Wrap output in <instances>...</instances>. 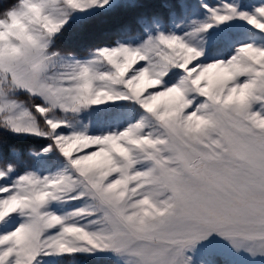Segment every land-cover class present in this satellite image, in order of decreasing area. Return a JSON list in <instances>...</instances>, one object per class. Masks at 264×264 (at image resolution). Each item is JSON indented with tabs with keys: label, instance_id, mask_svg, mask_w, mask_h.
<instances>
[{
	"label": "snow or ice",
	"instance_id": "obj_1",
	"mask_svg": "<svg viewBox=\"0 0 264 264\" xmlns=\"http://www.w3.org/2000/svg\"><path fill=\"white\" fill-rule=\"evenodd\" d=\"M108 2L19 0L0 16V129L49 141L31 154L55 151L66 164L11 182L15 165H0V264L97 251L133 264H189L185 251L212 233L264 251V47L246 43L226 60L199 63L201 50L161 32L137 47H101L86 62L58 64L50 44L68 11ZM204 7L215 24L238 17L264 32V5L253 14L229 3ZM172 68L184 75L165 85ZM118 101L145 115L92 135L65 131L72 125L55 114ZM85 196L95 207L50 210ZM17 214L21 221L7 228ZM85 216L94 219H76Z\"/></svg>",
	"mask_w": 264,
	"mask_h": 264
},
{
	"label": "rangeland",
	"instance_id": "obj_2",
	"mask_svg": "<svg viewBox=\"0 0 264 264\" xmlns=\"http://www.w3.org/2000/svg\"><path fill=\"white\" fill-rule=\"evenodd\" d=\"M131 1L132 0H109L103 7L92 6L83 11L69 10L66 22L62 28L68 23L91 17L100 11L111 9L120 4L126 5ZM225 3L233 4L240 11L253 14L257 7L264 5V0H184L183 13L181 16H177L178 18H174L168 26L153 21L144 27L143 33L140 36L133 38L127 43L119 44L137 47L149 37H155L161 32L164 34H175L184 37L190 45L202 51V56L198 60L199 63H209L218 59L226 60L234 55L242 44L246 43L264 47V32L248 24L245 20L234 17L232 20L222 24H215V22L211 20V13L204 5H208L209 8H219L222 10ZM5 14L6 12L0 14V16ZM205 23H212L213 27L207 31L195 32L193 34L194 29L199 28ZM95 53L96 51L92 52L86 58L81 59L65 55H58L56 59L58 64H72L76 61L86 62L92 59ZM182 75H184V73L181 70L176 68L170 69L166 77H164L165 85L178 82ZM19 95L26 97L28 100V97L24 93H20ZM202 99L203 98H198L197 102ZM55 114L68 120L72 125L71 129H65V131L87 130L88 134L92 135H102L107 132L119 131L129 123H133L140 119L141 116L145 115L137 104L130 101H118L114 104L110 103L102 106H93L91 109L82 111L79 114L70 112H57ZM7 132L15 136H27L14 134L10 131ZM46 142L48 143L49 141L46 140ZM65 167L64 158L60 156L58 152L53 151L48 155L41 154L38 158L34 156L32 168L28 171H35L39 175H46L55 174ZM18 175L16 171H13L8 177L7 182H11V180ZM81 190L82 189L77 188L76 191L69 195L75 196L77 192ZM81 207L91 208L95 207V204L91 199L85 196L82 199L54 202L50 205V210L57 214L65 215L70 213L73 209ZM14 219L15 223H9L6 226L7 228L14 227L22 218L17 214ZM76 219L79 220L81 224H86L87 221L94 219V217L85 216ZM249 249H251V251ZM75 255L110 258L114 264H133V258L128 255H117L111 251H97L91 254L80 252ZM60 258L61 257H40L38 260L40 264H57ZM185 258L188 259L189 264H264V251L259 250L258 246L254 244H245L239 248L234 247L227 239L216 233H212L207 239L187 249L185 251Z\"/></svg>",
	"mask_w": 264,
	"mask_h": 264
},
{
	"label": "trees",
	"instance_id": "obj_3",
	"mask_svg": "<svg viewBox=\"0 0 264 264\" xmlns=\"http://www.w3.org/2000/svg\"><path fill=\"white\" fill-rule=\"evenodd\" d=\"M19 0H0V14L18 4ZM184 0H132L100 11L91 17L68 23L53 37L51 51L77 59L86 58L101 47H113L140 36L148 23L157 21L168 26L183 13ZM178 16V17H177ZM216 52V51H215ZM28 102L27 98L19 95ZM3 143L0 145V165L13 164L22 174L32 168L34 155L47 144L46 140L31 136H15L0 129ZM11 149H18L17 156ZM57 264H114L112 259L73 255L64 256Z\"/></svg>",
	"mask_w": 264,
	"mask_h": 264
},
{
	"label": "clouds",
	"instance_id": "obj_4",
	"mask_svg": "<svg viewBox=\"0 0 264 264\" xmlns=\"http://www.w3.org/2000/svg\"><path fill=\"white\" fill-rule=\"evenodd\" d=\"M32 14L38 16V10H37V9H33V10H32Z\"/></svg>",
	"mask_w": 264,
	"mask_h": 264
}]
</instances>
